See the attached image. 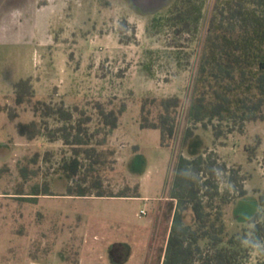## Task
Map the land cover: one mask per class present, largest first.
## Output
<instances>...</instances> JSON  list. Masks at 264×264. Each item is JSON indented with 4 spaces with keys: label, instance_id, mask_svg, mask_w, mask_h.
<instances>
[{
    "label": "rangeland",
    "instance_id": "rangeland-1",
    "mask_svg": "<svg viewBox=\"0 0 264 264\" xmlns=\"http://www.w3.org/2000/svg\"><path fill=\"white\" fill-rule=\"evenodd\" d=\"M74 1L75 8L68 17L71 21L54 48L59 56L49 53L36 82L30 79V102L16 104L14 92L0 99L4 112L0 114V264H78L79 259L80 264H91L99 251L111 264V257L116 259L119 249L116 242L110 241L120 234L117 226H110L106 219L119 220L123 212L131 213L133 224L140 226L131 264H159L166 242L164 226H159L154 207L170 195L180 153L192 157L211 151L227 168L239 171L247 193L225 204L222 217L229 234L242 231L258 210V194L264 190V120L246 122L217 138L211 125L203 129L196 123L193 136L182 141L184 130L194 126L187 120L186 110L216 1L202 0L203 16L197 31L178 35L163 25L164 21H152L165 15L175 0ZM170 95L178 96L180 105L176 136L165 148L160 146L158 129L139 127L140 106L142 98ZM37 98L80 107L96 100L110 102L114 108L125 104L118 130L107 140V146L115 150V163L104 171L105 183L117 192L123 186H134L138 179L148 180L155 184L150 193L155 199L62 195L66 181L52 174V168L66 154V147L61 141L47 142L40 136L28 140L16 129L18 122L38 120L32 109ZM146 109L149 118L158 110L150 102ZM46 151L51 155L43 161ZM35 154L36 162L28 163ZM24 164L36 172L26 181L18 171ZM227 174L220 175L219 188L222 191L228 187L229 194L235 195L232 185L226 182ZM44 179L54 195L25 198L31 186ZM141 208L146 214H136ZM188 213L192 219V212ZM246 262L264 264L263 247H249Z\"/></svg>",
    "mask_w": 264,
    "mask_h": 264
},
{
    "label": "trees",
    "instance_id": "trees-1",
    "mask_svg": "<svg viewBox=\"0 0 264 264\" xmlns=\"http://www.w3.org/2000/svg\"><path fill=\"white\" fill-rule=\"evenodd\" d=\"M215 1L186 110V118L194 126L184 130L183 142L193 136L196 123L203 129L211 125L217 138L246 122L264 120V0ZM202 8V0H175L165 15L152 21H164L163 25L176 35L196 32ZM14 93L16 104L30 102V78L17 81ZM149 102L158 108L153 118L146 109ZM179 105L176 95L142 98L139 127L158 129L160 146L169 148L177 132ZM32 109L38 120L16 123L17 132L28 140L40 136L47 142L61 141L66 147L67 155L64 153L52 168V174L66 181L62 195L140 196L138 183L114 192L103 176L115 163V150L107 146V140L125 104L114 108L110 102L96 100L80 107L37 98ZM50 155L46 151L43 161H48ZM37 156L27 162L35 163ZM18 171L24 181L36 175L28 164L20 165ZM226 173V182L232 185L235 195L229 194L228 187L222 191L219 188L220 175ZM242 181L239 171L219 162L214 152L177 155L169 190L176 200V210L161 264H245L249 247L261 245L264 249V190L258 194V210L247 220V226L232 234L226 230L223 206L247 193ZM39 195H54L48 180L33 184L25 198L33 200ZM185 211L192 212L191 223L183 221ZM119 259L111 257L114 263Z\"/></svg>",
    "mask_w": 264,
    "mask_h": 264
},
{
    "label": "crops",
    "instance_id": "crops-1",
    "mask_svg": "<svg viewBox=\"0 0 264 264\" xmlns=\"http://www.w3.org/2000/svg\"><path fill=\"white\" fill-rule=\"evenodd\" d=\"M74 8V0H0V99L11 95L16 82L20 79L30 78L36 82L43 65L47 64L46 57L49 53L56 58L59 56L58 50L54 51V48L58 45V39L64 37L63 29L67 27L68 21H71L68 17L72 15ZM1 113H4L3 109H0ZM117 130L118 127L113 130L112 137ZM136 183L139 184V197L98 198L155 199L150 195L151 189H155V184L142 179H138ZM163 201L154 208L156 215H159V226L161 224L164 226V242H167L176 210V200L166 195ZM127 213L123 212L119 220L109 218L106 214V221L110 223V226L116 225L120 234L114 241H110L116 242L119 249L117 255L120 258L115 263L110 262L111 264H131L133 259L131 256L133 242H137L136 233L140 226L133 224L132 214ZM136 214H146V211L141 208ZM183 221L187 224L192 222L188 211L183 213ZM159 231L160 228L157 232ZM101 252L96 253L91 264H107V259L103 258ZM78 264H80V259Z\"/></svg>",
    "mask_w": 264,
    "mask_h": 264
},
{
    "label": "built area",
    "instance_id": "built-area-1",
    "mask_svg": "<svg viewBox=\"0 0 264 264\" xmlns=\"http://www.w3.org/2000/svg\"><path fill=\"white\" fill-rule=\"evenodd\" d=\"M141 212H143V211H141Z\"/></svg>",
    "mask_w": 264,
    "mask_h": 264
}]
</instances>
